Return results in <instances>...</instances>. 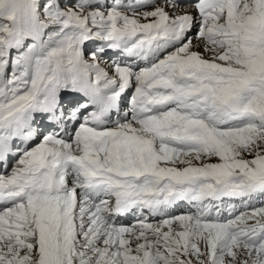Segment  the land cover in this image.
I'll list each match as a JSON object with an SVG mask.
<instances>
[{"label":"snow or ice","instance_id":"obj_1","mask_svg":"<svg viewBox=\"0 0 264 264\" xmlns=\"http://www.w3.org/2000/svg\"><path fill=\"white\" fill-rule=\"evenodd\" d=\"M0 264H264V0H0Z\"/></svg>","mask_w":264,"mask_h":264}]
</instances>
